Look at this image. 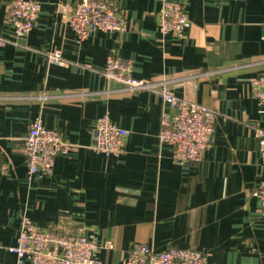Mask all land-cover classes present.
Segmentation results:
<instances>
[{
    "label": "crops",
    "instance_id": "0c3cea01",
    "mask_svg": "<svg viewBox=\"0 0 264 264\" xmlns=\"http://www.w3.org/2000/svg\"><path fill=\"white\" fill-rule=\"evenodd\" d=\"M0 0V264L19 263L23 216L41 227L65 221L97 241L104 264H123L135 243L161 251L200 249L210 264H264V208L256 191L264 164L255 127L264 103L249 78L264 70V0H177L191 22L182 37L160 31L163 0H109L125 13V32L97 31L82 42L58 9L78 0H36V26L16 37ZM59 51L64 64L51 63ZM130 62L136 79L171 80L178 97L217 113L203 158L176 165L160 143L162 97L107 79L109 55ZM128 131L124 151L93 150L98 118ZM40 119L71 143L51 177L28 178L24 138Z\"/></svg>",
    "mask_w": 264,
    "mask_h": 264
},
{
    "label": "built area",
    "instance_id": "2783aa9c",
    "mask_svg": "<svg viewBox=\"0 0 264 264\" xmlns=\"http://www.w3.org/2000/svg\"><path fill=\"white\" fill-rule=\"evenodd\" d=\"M58 9L79 42L97 31L113 33L128 30L127 16L109 0H78L74 5L60 4ZM41 11L42 5L36 0L10 1L6 19L13 26L16 37H24L32 31ZM157 21L162 33H171L175 37H182L191 25L186 6L177 0H163L157 12ZM48 60L64 64L59 51L49 53ZM255 63L264 64V60ZM103 74L107 79L124 85L127 90H150L162 97L165 108L159 140L171 147V158L176 165L188 166L203 158L214 141L217 123L214 109L190 98L176 96L170 87V79H136L130 62L118 55L108 56ZM249 84L254 97L264 103V70L252 75ZM94 131V151L106 156L123 153L128 131L115 124L109 115L98 118ZM254 136L264 164V129L256 126ZM72 146L59 130L48 128L36 119L24 138L23 151L29 180L51 177L56 157L69 153ZM256 193L264 208V183ZM112 248L111 241H97L88 236L83 228H72L65 221L52 227H41L23 216L18 243L11 250L17 255L19 263L28 260L32 264H104L98 253ZM123 264L210 263L209 254L204 250L170 246L158 251L150 244L135 243Z\"/></svg>",
    "mask_w": 264,
    "mask_h": 264
}]
</instances>
